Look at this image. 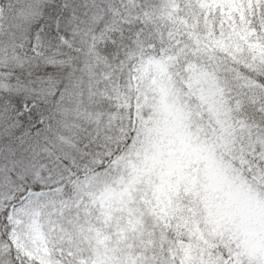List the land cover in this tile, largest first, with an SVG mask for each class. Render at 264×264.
Listing matches in <instances>:
<instances>
[{
    "label": "snow or ice",
    "instance_id": "snow-or-ice-1",
    "mask_svg": "<svg viewBox=\"0 0 264 264\" xmlns=\"http://www.w3.org/2000/svg\"><path fill=\"white\" fill-rule=\"evenodd\" d=\"M0 264H264V0H0Z\"/></svg>",
    "mask_w": 264,
    "mask_h": 264
}]
</instances>
